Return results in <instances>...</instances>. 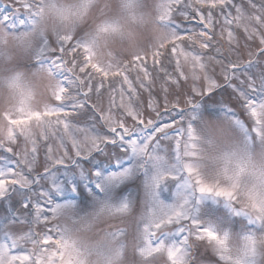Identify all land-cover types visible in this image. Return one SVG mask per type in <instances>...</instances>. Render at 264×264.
I'll use <instances>...</instances> for the list:
<instances>
[{
    "label": "snow or ice",
    "instance_id": "obj_1",
    "mask_svg": "<svg viewBox=\"0 0 264 264\" xmlns=\"http://www.w3.org/2000/svg\"><path fill=\"white\" fill-rule=\"evenodd\" d=\"M2 2L4 6L10 7L11 11L4 12L0 8V26L15 32L36 25L42 11L39 0ZM149 7L154 8L157 22L170 39L163 44L150 46L148 51L133 55L131 60L116 59L102 66L95 61L94 53L86 39L78 35H58L52 42L47 38L42 40L36 53V62L41 69H46L57 78L51 102L45 103L39 111L30 112L24 118L34 119L39 131H25L23 147L17 144L11 129L8 142H0V149L4 152V155H0V198L5 197L13 187L32 193L24 204V208L30 209L32 227L27 232H11L0 228V264H55V257L63 249L70 247L56 223L65 205L55 203L53 193L62 191L63 187L54 173L74 159L99 150L102 145L116 143L125 145L136 154L167 141L168 148L177 159L182 149L194 147L185 143L186 140L194 139V129L190 123L186 124L181 118L177 121L174 117L171 123L163 122V113L154 108V100L149 101L148 107L156 111L155 119L146 120L139 108H133L131 97L137 96V89L126 74L129 65L137 72L136 80L140 89L150 90L157 80L160 81L159 87L164 93L165 113L170 114L172 110L178 109L177 115L180 117L195 97L212 93L220 86L206 71L208 65L202 56L195 51L186 50L184 44L192 42L198 45L201 52L208 50L217 35L214 29L219 26L218 35L223 39L226 34L229 44L227 51L229 55L234 53L236 59L229 58L227 64L222 60H216L215 63L220 66L226 84L242 99L256 124L254 131L258 136L264 135V94L258 93V89L264 90V0H259L258 4L247 0L246 5L234 0H156V3L149 4ZM177 20L181 23H177ZM193 20L196 25L192 28L181 26L183 22L191 23ZM233 25L237 29L242 28L249 39L257 36L260 39L262 47L258 49H252L247 43L243 45V49L247 51V59L244 58V51L236 40ZM109 27L114 29L116 26L105 25V28ZM197 27L200 31L196 30ZM233 43H237L235 50L231 47ZM216 51L219 53L221 49L217 48ZM166 52L169 58L168 66L163 60ZM149 57L152 60V71L147 66ZM173 60L175 67L169 71L168 67ZM208 60L212 61L214 57H208ZM244 68L248 71H242ZM257 69L260 71L259 77L256 75ZM109 78H120V83L127 85L130 97L125 100L123 87L113 88L109 92L108 109L105 111L99 101L103 95L101 90ZM181 78L185 83L189 79L193 82L190 87L193 95L185 92L182 101L179 95L175 100H170L169 96L174 95L181 87ZM201 80L204 82L202 86L196 83ZM117 91L120 96L119 105L115 99ZM93 93L97 96V103H91ZM149 94L151 95V92ZM114 107L124 110L122 118L111 115ZM81 117L86 118L83 120L85 127L70 123L71 120ZM129 117L134 121L131 126L127 124ZM90 121L93 123L90 124ZM11 123L15 124L17 121L12 120ZM97 125L106 126L108 132L97 135ZM61 129L62 135L57 137L59 143L54 147L49 140ZM138 130L146 134L141 137ZM170 132L173 134L170 135ZM65 138L71 140V150L66 147ZM194 171L191 165H185V173L191 175ZM126 172L127 170L113 176L122 177ZM179 177V173H170L163 178L153 177L155 187L146 209L147 219L140 217L134 238L131 239L130 258L134 264H153V261L159 258H163L165 264H187V248L192 240L213 242L215 230L206 226L192 211L187 210V205L193 204V201L198 203L199 197L205 194L215 198L224 197V201L236 215L248 217L252 227L260 225L264 228V210H260L261 215L251 214L231 202L228 199L230 193L226 189L216 188L201 181L199 177L196 178L195 188L188 183L185 189L187 195L183 201L164 204L157 198L156 189L161 180L178 183ZM37 185L39 190L33 192ZM97 187L100 185L97 184ZM128 206L127 202H123L117 211L125 212ZM49 224L52 225L50 229L47 228ZM37 226H40L39 231L36 230ZM172 231L178 233L180 238L170 242L165 238V234ZM123 233V229H119L117 234ZM259 233L264 231H251L246 236L244 264H252L257 253L264 252V245L258 248L253 240ZM217 244L222 246L223 241H217Z\"/></svg>",
    "mask_w": 264,
    "mask_h": 264
},
{
    "label": "clouds",
    "instance_id": "obj_2",
    "mask_svg": "<svg viewBox=\"0 0 264 264\" xmlns=\"http://www.w3.org/2000/svg\"><path fill=\"white\" fill-rule=\"evenodd\" d=\"M155 3L156 0H39L42 11L34 27L13 32L0 26V142H8L10 129L16 141L24 138L25 131H39L34 119L24 118L51 102L57 84V78L36 62V53L44 38L52 42L58 35L83 37L95 61L102 66L116 59L131 60L133 55L170 39L157 22L154 8L149 7ZM105 25L116 27L105 28ZM22 62H29V66ZM12 120L18 122L13 124ZM193 129L194 139L185 143L194 147L182 149L179 159L174 153L168 158L153 147L135 154L141 167L149 165L155 170L149 180L150 191L155 187L153 177L179 173L176 199L179 203L187 195L188 183L195 188L199 177L216 188L226 189L230 193L228 199L242 209L261 215L260 210H264V135L259 136L257 146L232 141L220 128ZM186 164L195 170L193 174L184 172ZM194 204L195 201L187 205V210L191 212ZM120 205L101 203L94 213L60 227L70 247L55 257V264H129L132 248L126 234L118 235V226L97 231L100 223L130 212L129 206L125 212H118ZM146 209L142 215L145 219ZM64 215L61 210L57 219ZM215 233L213 243L224 260L228 264H244L248 234L234 240L227 232ZM253 240L258 248L264 245V233L254 236ZM217 241H223L222 246Z\"/></svg>",
    "mask_w": 264,
    "mask_h": 264
},
{
    "label": "rangeland",
    "instance_id": "obj_3",
    "mask_svg": "<svg viewBox=\"0 0 264 264\" xmlns=\"http://www.w3.org/2000/svg\"><path fill=\"white\" fill-rule=\"evenodd\" d=\"M236 3L247 4V0H234ZM254 3H259V0H253ZM0 8L4 12H10L11 8L3 5L0 0ZM233 15H235L234 9ZM177 23L181 21L177 20ZM196 25V21L191 23L185 21L182 23L183 28H192ZM236 35V40L244 51V58L247 59V51L243 49V45L247 43L252 49H258L262 47L259 37L249 39L243 29H237L235 25L232 26ZM200 31L199 27L196 29ZM216 36H214V43L208 50L201 52L197 44L192 42H185L184 47L188 51H195L200 54L208 65L206 71L217 80L220 86L214 89V92L208 93L204 96L195 97L193 103L190 104L179 117L177 115L178 109H174L171 113H165L164 111V93L160 90V81L152 86L150 90L140 89L139 83L136 80L137 72L129 65V71L126 73L129 79L133 82L134 87L137 89V96L131 97L133 108H139L143 113L145 119H155L156 111L153 108H149L148 104L150 100H154V108L163 113V122L171 123L172 117L177 121L183 119L186 124H191L197 129L203 130L204 128L223 130L228 139L241 143L257 144L259 142V136L254 131L256 124L246 107L243 104L242 99L237 95L236 91L223 79L221 75V68L215 63L216 60H222L227 64L228 59H236L235 54L229 55L227 49L229 44L225 38H221L218 34L220 32L219 26L214 29ZM211 34V33H210ZM231 47L235 50L237 43H233ZM217 48L221 51L218 53ZM170 51V48H169ZM208 57H214V60L209 61ZM164 64L168 66L169 58L167 52L163 58ZM24 66H29V62H22ZM147 66L150 71L153 70L151 57L147 59ZM175 67L174 60L171 66L168 67L169 71ZM187 72V68L184 69ZM242 71L247 72L248 69L244 68ZM156 73L153 71V76ZM257 77L260 76L259 69L256 70ZM243 79V77H241ZM95 83V82H94ZM181 87L178 88L174 95L169 96L170 100H175L179 95L181 101L183 100V93L188 92L189 95H193L190 92L192 81L189 79L186 83L183 78L180 80ZM198 85H203V81H197ZM123 87L125 90V100L130 97L127 85L120 83V78H109L105 82L104 88H102V96L100 98L101 106L107 111L109 102V92L113 89H119ZM151 92V95L149 94ZM258 93L264 94V90L258 89ZM116 104L120 103L119 92H116ZM97 96L92 94L91 103H97ZM184 105L181 102V108ZM111 115L116 118H122L124 116V110L119 107L112 109ZM80 119L71 120V124L78 127H85L83 120ZM18 122V121H17ZM90 124L93 122H89ZM134 121L129 117L127 124L131 126ZM103 122H100L102 125ZM96 126V134L104 135L108 132L106 126ZM141 137L146 133L139 132ZM172 135L173 133H169ZM62 135V129L57 130L56 135L51 137L49 143H52L55 147L59 141L57 137ZM79 138V134H78ZM23 137L19 138L17 144L23 147ZM66 147L71 150V140L65 138L64 141ZM157 151H162L168 158H172L173 152L168 148L167 141L164 144H160L155 147ZM19 150V149H17ZM0 155H4L2 149H0ZM10 155V154H9ZM43 158L41 153V159ZM127 170L124 176H113ZM42 171V169H41ZM154 169L146 165L140 166L138 157L125 145L107 144L102 145L99 150H94L86 156L76 158L71 163L64 167H61L54 173L55 178L62 184V191L53 193V200L55 203L65 205L62 209L65 215L58 218L57 226L64 227L71 222H74L76 218L83 217L94 213L97 207L104 202L112 204H120L127 202L130 208V212L121 218H113L111 220L100 223L97 227L98 232L107 231L113 227H119L123 229L126 237L131 240L134 238L138 221L143 215L149 202L152 199V191L149 189V180L154 175ZM99 173V175H97ZM97 184L100 187H97ZM179 184L174 181H165L160 184L156 189L157 198L164 204H173L177 199V192L179 190ZM39 190V185L33 189V192ZM32 193H28L25 190L18 188H11L7 195L0 198V228L11 232H27L32 227L31 212L30 209L24 208V204L27 202V197ZM193 214L200 219L206 226L212 227L215 231L227 232L234 240H238L243 235L249 234L251 231H264L260 225L252 227L249 219L246 216L236 215L231 206L222 199L212 197L210 195H202L199 197V202L195 203ZM52 227L51 224L47 226L48 229ZM36 230H40V226L36 227ZM167 240L175 241L179 239V234L175 231L165 234ZM187 264H228L222 257L220 250L217 246L207 240H192L187 248ZM129 264L134 262L129 257ZM153 264H165L163 258H159L153 261ZM252 264H264V252H258L253 258Z\"/></svg>",
    "mask_w": 264,
    "mask_h": 264
}]
</instances>
